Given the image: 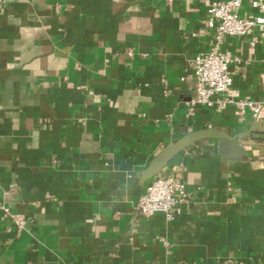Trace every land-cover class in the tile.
Returning a JSON list of instances; mask_svg holds the SVG:
<instances>
[{
    "label": "crops",
    "instance_id": "obj_1",
    "mask_svg": "<svg viewBox=\"0 0 264 264\" xmlns=\"http://www.w3.org/2000/svg\"><path fill=\"white\" fill-rule=\"evenodd\" d=\"M216 1L0 0V264H264V111L189 107ZM255 37L220 50L264 107ZM206 130L239 140L179 151L161 170L186 201L172 220L139 214L151 161Z\"/></svg>",
    "mask_w": 264,
    "mask_h": 264
},
{
    "label": "built area",
    "instance_id": "obj_2",
    "mask_svg": "<svg viewBox=\"0 0 264 264\" xmlns=\"http://www.w3.org/2000/svg\"><path fill=\"white\" fill-rule=\"evenodd\" d=\"M244 1L248 4V15L239 13ZM205 15V24L212 32V44L208 51L197 53L190 60L189 75L194 82L190 109L221 110L233 106L241 118L248 112L253 119H259L264 107L239 98L229 71L230 65L238 59L230 51H221L220 46L226 38H244L252 33L256 37L250 41V46L264 43V0L212 2L206 6ZM186 199L187 192L181 179L162 176L147 185L136 209L144 217L162 214L167 220H172ZM11 218L17 229L24 227V221L18 216Z\"/></svg>",
    "mask_w": 264,
    "mask_h": 264
},
{
    "label": "water",
    "instance_id": "obj_3",
    "mask_svg": "<svg viewBox=\"0 0 264 264\" xmlns=\"http://www.w3.org/2000/svg\"><path fill=\"white\" fill-rule=\"evenodd\" d=\"M212 135H214L219 140L220 146L225 143V141L236 143V141L239 140V137L231 138L230 136H225L224 134L215 135L210 130L187 134L186 136L180 138L179 140L168 146L156 158H154L149 164L148 168L143 172L144 177L150 178L157 174H159V176H163L164 172L161 170L162 167H164L175 154H177L187 146L193 144L194 142ZM240 154H242V152Z\"/></svg>",
    "mask_w": 264,
    "mask_h": 264
}]
</instances>
